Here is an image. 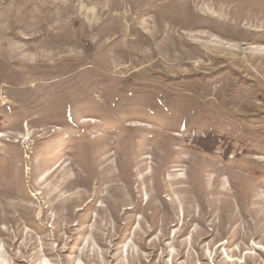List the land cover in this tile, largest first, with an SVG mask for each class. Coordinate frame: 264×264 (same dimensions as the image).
<instances>
[{
    "label": "rangeland",
    "instance_id": "1",
    "mask_svg": "<svg viewBox=\"0 0 264 264\" xmlns=\"http://www.w3.org/2000/svg\"><path fill=\"white\" fill-rule=\"evenodd\" d=\"M0 264H264V0H0Z\"/></svg>",
    "mask_w": 264,
    "mask_h": 264
}]
</instances>
